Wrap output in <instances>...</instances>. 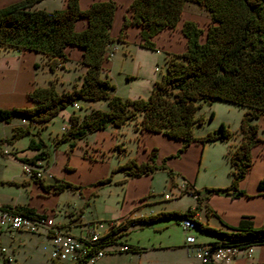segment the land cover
I'll return each mask as SVG.
<instances>
[{
	"label": "trees",
	"instance_id": "obj_1",
	"mask_svg": "<svg viewBox=\"0 0 264 264\" xmlns=\"http://www.w3.org/2000/svg\"><path fill=\"white\" fill-rule=\"evenodd\" d=\"M35 1L14 0L0 5V45L38 50L53 68L65 58V46L76 44L81 47L80 61L84 69L80 81L69 88L56 89L50 78L47 83L35 84L27 90L32 100L30 105L0 107V119H9L12 114L26 118L24 126L14 124L8 135L0 136L1 141H11L30 131V124L50 118L67 103L76 102L79 98H104L105 107H91L81 115L69 112V123L55 140H67L71 147L75 138L86 132L107 123L119 125L139 113L136 125L140 129L161 131L180 138L178 151L191 140L204 143L230 135V129L222 121L202 134L194 135L191 130L192 123L200 119L194 114L195 97L224 98L245 104L247 108L240 118L239 139L225 150L230 163L229 182L205 188L233 194L241 192L237 182L251 161L250 147L260 139L256 134L258 124L252 119L264 115V0H193L204 6L208 14L204 30L194 20L184 19L181 30L186 36L185 49L169 53L165 70L154 79L147 95L135 97L115 93L112 91L114 83L100 75L102 61L107 57L106 43L112 39L109 26L115 6L113 0H92L85 8L78 5V0H65L63 7L51 9L33 7ZM185 1L131 0L130 17H125L122 25L128 22L139 24V44L154 47L151 36L162 27L175 24ZM79 16L86 18V24L81 29H74L73 21ZM42 144L44 141L40 136L38 139L30 136L26 146L36 148V152L16 157L28 162H34L39 157L46 158L48 150ZM161 165L154 162L151 156L144 160L129 156L112 167L110 172L121 168L133 175L152 171ZM33 178L42 188L52 191L78 187V184L65 179L45 182L42 176L33 175ZM107 179L109 174L97 181ZM263 184L264 178L259 179L258 185ZM181 189L196 193L194 206H187L184 210L161 209L125 216L123 222L101 237L112 239L121 227L138 220L144 222L176 214L181 218H193L200 228L220 234L221 240H243V244L264 242V223L252 225L248 219L240 218L237 224L229 225V229H221L192 217L198 206V188ZM11 206L20 212L37 213L27 204L14 203ZM69 264H82V261Z\"/></svg>",
	"mask_w": 264,
	"mask_h": 264
},
{
	"label": "crops",
	"instance_id": "obj_2",
	"mask_svg": "<svg viewBox=\"0 0 264 264\" xmlns=\"http://www.w3.org/2000/svg\"><path fill=\"white\" fill-rule=\"evenodd\" d=\"M11 1L14 0H0V5ZM91 1L78 0V5L81 8H85ZM113 1L115 6L109 26V34L112 37L110 41L124 42L127 47L133 43L132 58L135 54H137V58L135 62L127 60V63H129L128 67L125 68L123 63L126 61V57L113 54L103 59L101 69L106 71L110 67L118 68V70L123 68L122 70L131 76L134 73L136 74L139 68L144 69L145 66H149L151 70H148L147 80L143 87L147 95L156 77V65L154 64L157 61L156 57L157 52L160 50L159 48L164 49L168 53L184 50L186 47V36L181 30L183 20L192 19L204 30L208 14L196 4L185 2L175 24L162 27L156 31L151 36L154 41V47H147L139 44V24L128 22L126 25H122L123 19L130 17L129 3L131 0ZM64 5L65 0H36L32 4L33 7L46 9L63 7ZM85 24L86 18L84 16H79L73 21L74 29H81ZM119 32L120 37L117 39ZM144 49L154 51L153 66L151 65V59L145 58ZM64 52L65 58L61 60L59 65L63 76L69 75L71 77L75 75L76 71L77 74H81L84 69V64L80 61L81 47L76 44H67ZM44 63H47L46 56L38 50L12 45H0V107L30 105L32 100L28 97L27 90L35 84H45L46 80L50 78V73L44 68ZM76 81L78 83L80 79ZM87 104H89L87 110L91 107L106 106V102H87ZM58 112L68 117V110L61 108ZM128 120L119 125L107 123L103 127L88 131L81 137L75 138L71 147L65 140L53 142V159L50 162L51 151H48L46 158H35L34 163H39V166H41V176L45 182L65 179L78 184V187L52 191L42 188L37 180L33 178V175L27 172L22 171L17 176L3 175L0 172V179L11 180L8 183L19 187L15 191L16 193H5L0 190V203L10 205L23 203L32 206L37 211L52 212L54 219L63 229L75 234H82L84 229L80 220L107 218V215H97L94 211H90V215L85 214L86 206L89 205L90 195L96 192L99 183H113L120 190L118 211L115 214L108 215V217H125L146 214L158 209L176 208L175 205L170 203L168 205L165 203L159 204L155 209H152L151 206L156 204V200L168 197L164 196V193H158L161 192L160 190L163 186L181 182L179 184L180 188L182 184H189L191 187L198 188V206L192 213V217L196 219L221 229H229L228 226L237 224L240 218L248 219L252 225L264 223V184L258 185L259 179L264 178V115L252 119L258 124L256 134L260 139L250 147L251 161L244 175L237 182V187L241 192L236 194L222 190L208 191L205 188V186L210 185L226 184L229 180L225 183H215L213 181L209 183L208 181L198 182V175L209 170L204 164L203 171H200L201 165L199 162L201 161L203 143L191 140L185 147L177 151L181 143L180 138L167 135L161 131L140 129L136 122L131 124ZM22 123H26V120H22L21 117L18 120H13L10 117L7 123L9 125L8 130L6 129L0 136L8 135L11 125H22ZM39 123H35L34 127L37 128L38 133L40 132L39 135L41 137L42 129L39 128ZM50 136L52 137L53 135L48 133V137ZM17 139H22V137ZM17 141L12 147L18 154L27 156L36 152V148H25L23 142L19 143ZM59 143L64 146L58 148ZM45 149H48L46 144ZM113 153L117 155L116 161L111 158ZM129 156L134 157L136 160L149 159L151 156L154 162L162 165L152 171L133 175L126 173L121 168L110 172L112 167ZM216 167L217 165L212 170L215 171ZM108 174L109 179L97 181ZM158 178L161 179L159 181L161 187L158 185ZM66 190L73 195L77 194L78 198L76 199L78 201L76 204L66 205V207L61 206L58 209L59 194ZM192 196V202L188 203L187 206L192 207L195 205L196 200L193 194ZM68 202L66 201V204ZM145 204L149 206L147 211L143 210V205ZM179 210H183L182 207ZM178 218V223L181 225L182 230H186L185 232L188 233L190 227L194 225L185 227L181 224L179 216ZM122 228L116 231V236L112 239L105 240L103 243L104 252L112 249L123 250L118 247L121 241L127 242L118 239L119 234L123 232ZM13 230L24 231L1 227L0 241L2 242L3 235L12 233ZM36 233L40 235V238L48 239L44 232ZM188 234L191 235V233ZM184 238L185 235L182 238V242L178 244L172 242V240H168V242H152L148 246L131 245L127 242L130 245L128 249H131L132 253H134L133 264L198 263V259L195 258L197 257L196 251L186 248ZM116 239L118 240L116 241ZM218 239H221V236L210 237L207 241ZM17 240L15 246L12 245L14 248H10V250L12 252L13 249L15 255L21 254V252L24 254L26 252L25 244H22L20 237ZM195 242L204 241L196 240ZM112 244L114 245L112 246ZM251 244L252 250L249 255L245 253L244 248H241L232 256L228 264H264V242ZM180 251H182L181 254ZM140 256H142L141 259ZM13 257L14 264H16L14 254Z\"/></svg>",
	"mask_w": 264,
	"mask_h": 264
},
{
	"label": "rangeland",
	"instance_id": "obj_3",
	"mask_svg": "<svg viewBox=\"0 0 264 264\" xmlns=\"http://www.w3.org/2000/svg\"><path fill=\"white\" fill-rule=\"evenodd\" d=\"M185 2H191L193 4H196L201 9L206 11L205 7L200 5L196 1L186 0ZM131 44L132 45H129L127 47L124 42H118V46L113 52V54L115 55L126 57V61H124L123 63L125 68L128 67L129 63H127V60H132L135 62L137 58V54H135L132 58L134 45L133 43ZM159 49L160 50L157 52L156 57L157 61L154 64L156 65L155 79L159 77L160 73L165 70L166 56L169 54L164 49ZM143 52L146 59H151V65L153 66L152 59L154 56V51L144 49ZM59 65L60 62H58L57 65L53 68H50L47 63H44V68L50 73V78L53 79L55 88L58 90L66 89L71 87L74 82L77 83L76 80L80 79L81 74H77L76 71L75 75L71 77L69 75L63 76ZM122 69L118 70V68L112 67L106 69V71L101 69L100 75L108 77L114 83L112 91L121 96H146V90L143 87L145 81L147 80L146 78L148 70H151L149 69V66H145L144 69L139 68V70L136 71V74L134 73L131 76H129ZM50 78L46 80V83L49 81ZM193 100L196 104L194 114L196 116H200V119H196L192 123V134H202L206 130L216 127L220 121H222L230 129L229 136L224 138H215L212 140H207L203 143L201 149V161L199 162L201 165L200 171H203L204 164H206V167L209 170L203 174L199 172L200 174L198 175V182L208 181L209 183L213 181L215 183H225L226 181L230 180V163L225 155V150L229 145H233L241 135V132L239 130V123L241 115L247 108V105L219 97L208 98L203 95H198ZM87 102H105V99L79 98L77 99L75 105L72 103H67L63 108L65 110H68L69 112H79L83 114L89 108V104H87ZM10 117L13 118V120H18L21 116L18 114H12ZM138 117L139 113H136L134 116L129 118L128 122L134 124ZM8 121L9 119H0V135H2L4 131H6V129L8 130ZM67 122H69V118L57 112L50 118L39 123V128L42 129L41 137L47 145V148L49 149L47 150L51 151L49 162L53 159V142H56L55 138L62 132V130H64L61 128V125H68L66 124ZM25 124L26 123H22V126H24ZM12 126L13 125H11L10 127V132L12 130ZM30 127V131L19 135L11 141L0 140V172L3 175L17 176L22 172V162L18 157H16L20 154H18L17 151L13 150L12 145L15 143L16 140H18L17 142L24 143L25 148H30L26 146L29 137L33 136L35 139H38L40 136V132H37V128L34 127V124H30ZM48 133L53 135L52 137L54 138H52L51 136L48 137ZM21 137L22 139H17ZM45 144H42V147L45 148ZM63 146V144L59 143L57 147L62 148ZM111 158L113 160L117 159L116 153L111 154ZM216 165V170H212ZM159 181H161L160 178H158L157 182ZM8 182H11V180L4 178L0 179L1 191L5 193H13L18 190V186L10 184ZM180 183L181 182L170 183V185L163 186L160 190L161 192L158 193L162 194L166 192L168 193V197L165 199L156 200V204L151 206L152 209H155L156 206L159 204L165 203L168 205L170 203L175 205L176 208H169L167 210H179L181 207L184 210L187 207V204L192 202L193 196L187 190H182L179 186ZM158 185L159 187H161L160 182L158 183ZM76 198H78L77 194L73 195L68 190L63 191L59 194L58 197V209H60L61 206L66 207V205L71 206L72 204H76V202L78 201V199ZM119 199L120 190L116 184L101 182L98 184L96 192L90 195L89 205L86 206L85 214L90 215V211H94L95 213H97V215H107V217L110 214H115L118 211ZM66 201L69 202L66 204ZM148 207L149 206L146 204L143 205V210L147 211L149 209ZM178 221V215L170 214L155 217L150 220H145L141 223H129L122 228L123 232L119 234L118 239L127 241L131 245L135 244L138 246H148L152 242H168V240H172V242L178 244L182 242L183 236L187 235L188 233H191L195 241L197 240L206 242L207 239H210V237H220V234L211 230L200 228L196 223L193 227H190V230H188L187 233L185 232L186 230H182L181 225L178 223ZM18 237H20V241L22 242V244H25L26 252H24V254L21 252V254L15 255L12 249V252L16 258V264H50V259L47 255L49 247L48 239L40 238V235L36 232H18L16 230H13L12 233H8L2 236V242L5 243L9 249L14 248L12 247V245L15 246V243L18 241ZM118 239H116V241ZM113 245L114 244H112V246ZM181 252L182 251H180V254ZM133 254L134 253H132L131 249H112L104 252L103 255L97 257L93 262L87 261L83 262L82 264H133L135 259ZM141 257L142 256H140V259ZM195 258L198 259V257Z\"/></svg>",
	"mask_w": 264,
	"mask_h": 264
},
{
	"label": "built area",
	"instance_id": "obj_4",
	"mask_svg": "<svg viewBox=\"0 0 264 264\" xmlns=\"http://www.w3.org/2000/svg\"><path fill=\"white\" fill-rule=\"evenodd\" d=\"M118 46V41L112 40L106 43L105 55L111 56ZM75 104V102H73ZM26 120L25 117H21ZM34 122V121H33ZM67 125H61L65 129ZM21 169L30 175L41 176L39 163L23 161ZM181 188L192 190L189 184H182ZM191 193V192H190ZM194 196L196 193H191ZM199 194V193H198ZM164 196L168 193L164 192ZM141 215V214H139ZM124 217L87 218L80 220L83 226L82 234H75L63 229L53 217L52 212L24 213L17 211L11 205L0 203V228L20 229L28 232H44L48 236V257L50 264H69L76 260L93 262L104 252L105 239L101 236L109 233L118 223L123 222ZM137 222L141 223L142 220ZM180 222L185 227L195 224L193 218H181ZM243 240H216L214 242H195L192 235L184 238L186 248L196 251L198 263L185 264H228L232 256L241 248L249 255L252 250L251 243H242ZM243 244V245H242ZM120 249H128L127 242H120ZM0 264H14V257L6 244L0 241Z\"/></svg>",
	"mask_w": 264,
	"mask_h": 264
}]
</instances>
